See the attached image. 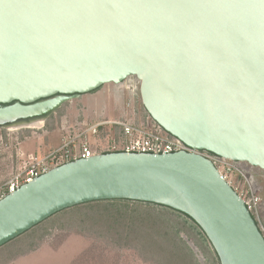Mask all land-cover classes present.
Returning <instances> with one entry per match:
<instances>
[{
  "label": "water",
  "instance_id": "obj_1",
  "mask_svg": "<svg viewBox=\"0 0 264 264\" xmlns=\"http://www.w3.org/2000/svg\"><path fill=\"white\" fill-rule=\"evenodd\" d=\"M134 77L153 122L187 147L264 170V0H0V128ZM168 207L220 264H264V237L213 163L185 151L100 154L0 201V248L79 205Z\"/></svg>",
  "mask_w": 264,
  "mask_h": 264
},
{
  "label": "rangeland",
  "instance_id": "obj_2",
  "mask_svg": "<svg viewBox=\"0 0 264 264\" xmlns=\"http://www.w3.org/2000/svg\"><path fill=\"white\" fill-rule=\"evenodd\" d=\"M137 79L128 78L120 85L108 84L96 92L68 98L53 117V130L46 129V122L35 129L10 130L0 128L5 145H0V183L7 180L21 164L18 162L17 150L22 149L26 155L45 156L60 149L69 137L74 138L83 128H88L100 122H112L129 119L138 121L148 117L139 94ZM100 137L90 136L92 144L105 150L112 142L118 141L119 131L108 125L104 127ZM10 130V131H9ZM120 137V136H119ZM15 140H18L19 146ZM79 141V140H78ZM248 178L261 201L256 181L251 175V166L242 163ZM238 186H242V182ZM18 239V238H17ZM16 240V239H15ZM14 241V240H13ZM11 241V242H13ZM9 242L5 245L11 244ZM21 244L16 241V246ZM4 247V246H3ZM2 247V248H3ZM10 247V246H9ZM7 248V247H6ZM1 249V248H0ZM7 252V251H6ZM198 256L201 258L199 252ZM204 264H209L202 259ZM11 264H146L131 250H118L107 246L102 241L86 238L76 233L56 231L46 240L41 248L26 257L19 258Z\"/></svg>",
  "mask_w": 264,
  "mask_h": 264
},
{
  "label": "trees",
  "instance_id": "obj_3",
  "mask_svg": "<svg viewBox=\"0 0 264 264\" xmlns=\"http://www.w3.org/2000/svg\"><path fill=\"white\" fill-rule=\"evenodd\" d=\"M52 120L46 122V129L53 130ZM56 231L134 251L146 264H204L202 259L220 264L206 235L190 217L168 207L128 200L91 202L60 212L1 248L0 264L35 253Z\"/></svg>",
  "mask_w": 264,
  "mask_h": 264
},
{
  "label": "built area",
  "instance_id": "obj_4",
  "mask_svg": "<svg viewBox=\"0 0 264 264\" xmlns=\"http://www.w3.org/2000/svg\"><path fill=\"white\" fill-rule=\"evenodd\" d=\"M138 87L139 82L137 81L136 88ZM108 125L115 127L119 131L118 141L112 139L109 146L105 150H102L92 144L90 136L100 137L101 132L105 129L104 127ZM15 141L19 146L21 145L18 140ZM0 145H5L3 135H0ZM181 151L200 154L213 163L221 178L244 201L245 206L256 221L264 237V226L260 216L261 199L256 193L246 171L242 168V163L187 147L179 139L168 135L160 126L152 121L149 115L146 119L138 121L125 119L121 121L100 122L88 128H83L74 138L69 137L60 149L54 150L42 157H37L35 154L26 155L22 149H18L17 157L21 165L15 172L10 174L7 180L0 183V201L14 194L22 186L30 184L51 170L72 161L89 159L100 154L118 152L168 155ZM238 181L242 182L241 187L238 186Z\"/></svg>",
  "mask_w": 264,
  "mask_h": 264
},
{
  "label": "crops",
  "instance_id": "obj_5",
  "mask_svg": "<svg viewBox=\"0 0 264 264\" xmlns=\"http://www.w3.org/2000/svg\"><path fill=\"white\" fill-rule=\"evenodd\" d=\"M251 175L256 181V185L259 190V194L262 198L261 205H260V216H261V222L264 226V170L258 169V168H252Z\"/></svg>",
  "mask_w": 264,
  "mask_h": 264
},
{
  "label": "bare ground",
  "instance_id": "obj_6",
  "mask_svg": "<svg viewBox=\"0 0 264 264\" xmlns=\"http://www.w3.org/2000/svg\"><path fill=\"white\" fill-rule=\"evenodd\" d=\"M42 124H44V119H37V120H33L30 122H23L20 124H16L14 126H8L7 129H10L11 131L13 130H21V129H35V128H39L42 126ZM9 130V131H10Z\"/></svg>",
  "mask_w": 264,
  "mask_h": 264
}]
</instances>
